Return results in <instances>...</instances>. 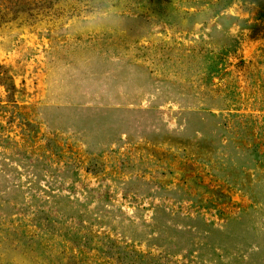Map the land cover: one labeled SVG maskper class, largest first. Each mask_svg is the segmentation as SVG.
Returning a JSON list of instances; mask_svg holds the SVG:
<instances>
[{
    "label": "rangeland",
    "instance_id": "374dc122",
    "mask_svg": "<svg viewBox=\"0 0 264 264\" xmlns=\"http://www.w3.org/2000/svg\"><path fill=\"white\" fill-rule=\"evenodd\" d=\"M149 262L264 264V0H0V264Z\"/></svg>",
    "mask_w": 264,
    "mask_h": 264
},
{
    "label": "trees",
    "instance_id": "16d2710c",
    "mask_svg": "<svg viewBox=\"0 0 264 264\" xmlns=\"http://www.w3.org/2000/svg\"><path fill=\"white\" fill-rule=\"evenodd\" d=\"M116 258L119 260V259H121L122 257H121L120 255H118ZM123 258H125V257H123ZM134 260H135V259H134ZM147 264H150V262L147 263Z\"/></svg>",
    "mask_w": 264,
    "mask_h": 264
}]
</instances>
